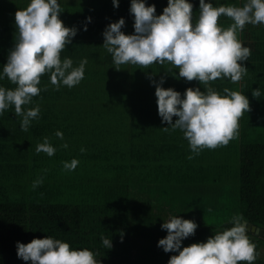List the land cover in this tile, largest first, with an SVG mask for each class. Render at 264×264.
<instances>
[{
	"label": "trees",
	"instance_id": "1",
	"mask_svg": "<svg viewBox=\"0 0 264 264\" xmlns=\"http://www.w3.org/2000/svg\"><path fill=\"white\" fill-rule=\"evenodd\" d=\"M30 2L0 0V77L16 44L15 13ZM188 2L194 6L195 22L200 0ZM205 2L243 6L246 0ZM58 3L64 25L77 29L61 59L71 58L74 67L85 58L88 63L84 79L72 88L61 84L57 89L50 73L41 77L40 95L23 106L40 108L28 131L22 130L14 106L0 114V264H31L18 257L17 243L48 236L74 250L98 253L102 264H168L179 253L165 252L158 242L168 234L161 225L172 216L198 225L181 250L232 227L237 214L264 231V24H248L239 34L243 46L251 49L243 62L247 75L237 83L229 78L210 83L222 96L227 87L248 97L251 111L239 121L238 138L195 154L181 130L162 122L155 92L161 78L165 89L173 88L182 98L188 88L204 91V86L179 78V70L167 63L150 68L124 64L117 70L103 47L107 26L121 18V31L135 34L131 0H120L118 8L113 0ZM145 3L155 5L157 16L168 6V0ZM232 22L219 19L224 28ZM0 87L16 85L3 77ZM254 89L260 90L258 99ZM44 137L56 148L51 157L36 152ZM64 143L68 148L61 147ZM73 159L79 161L77 168L64 170L63 162ZM38 178L43 183L33 188ZM247 234L261 253L264 238ZM102 235L112 240L111 249L103 246ZM254 264L264 262L258 257Z\"/></svg>",
	"mask_w": 264,
	"mask_h": 264
},
{
	"label": "clouds",
	"instance_id": "2",
	"mask_svg": "<svg viewBox=\"0 0 264 264\" xmlns=\"http://www.w3.org/2000/svg\"><path fill=\"white\" fill-rule=\"evenodd\" d=\"M119 2L113 0L114 7L118 8ZM193 7L188 0H168L163 14L157 16L154 4L146 6L145 0H131L135 34L126 35L121 31L125 26L121 18L107 26L103 47L112 54L117 70L124 64L150 68L153 64L164 66L167 63L179 70V78L189 82L196 80L204 86V91L199 87L188 88L182 98L173 88L165 89L162 86L164 78H161L155 92L162 122L172 130H181L191 151L199 154L203 149L226 146L238 138L239 121L245 112L251 111L246 95L225 87L222 96L210 83L218 78H229L237 83L247 75L248 68L243 62L249 59L251 49L243 46L238 37L246 25L264 24V0H246L243 6L219 7L200 0L199 17L195 22ZM62 12L58 0H31L26 8L15 13L16 44L0 78L7 77L16 87H0V114L14 106L15 115L22 117L23 131H28L31 122L39 117V106L28 110L23 106L40 95L39 85L44 74L50 73L51 83L57 89L61 84L75 87L84 79L86 58L75 67L71 58L61 59V53L77 35L75 27H66L60 19ZM221 16L233 21L229 27L220 25ZM172 68L166 71L172 72ZM252 95L258 99L260 90L254 89ZM173 117H178L174 123ZM55 135L61 140L64 138L60 131ZM61 147L66 149L68 144ZM84 151L82 148L81 152ZM36 152L51 157L56 148L44 137L36 146ZM78 164L79 161L73 159L70 163L63 162V168L74 171ZM42 183L43 179L38 178L32 187ZM230 223L232 227L216 232L206 243H194L181 250L182 241L195 235L198 225L193 220L172 216L161 225L168 234L159 240L158 246L165 252L179 253L171 256L168 264H254L260 253L247 234V221L237 214ZM101 240L105 248L113 247L111 239L102 235ZM17 255L31 264H102L96 259L98 253L87 248L74 250L69 243L50 236L33 239L27 244L18 242Z\"/></svg>",
	"mask_w": 264,
	"mask_h": 264
},
{
	"label": "water",
	"instance_id": "3",
	"mask_svg": "<svg viewBox=\"0 0 264 264\" xmlns=\"http://www.w3.org/2000/svg\"><path fill=\"white\" fill-rule=\"evenodd\" d=\"M249 225V230L248 231H251L252 233L256 234V235H259L260 237H263L264 238V231L261 230L260 228H257L255 226H252L250 224Z\"/></svg>",
	"mask_w": 264,
	"mask_h": 264
},
{
	"label": "rangeland",
	"instance_id": "4",
	"mask_svg": "<svg viewBox=\"0 0 264 264\" xmlns=\"http://www.w3.org/2000/svg\"><path fill=\"white\" fill-rule=\"evenodd\" d=\"M259 259H261L264 262V248H262L261 253L259 255Z\"/></svg>",
	"mask_w": 264,
	"mask_h": 264
}]
</instances>
